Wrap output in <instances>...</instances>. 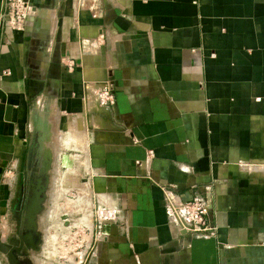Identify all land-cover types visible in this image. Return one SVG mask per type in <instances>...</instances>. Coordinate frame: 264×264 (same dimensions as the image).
<instances>
[{
  "label": "crops",
  "instance_id": "obj_1",
  "mask_svg": "<svg viewBox=\"0 0 264 264\" xmlns=\"http://www.w3.org/2000/svg\"><path fill=\"white\" fill-rule=\"evenodd\" d=\"M32 1L13 31L0 0V219L47 134L121 216L76 264H264V0ZM166 188L204 197L215 233L171 223Z\"/></svg>",
  "mask_w": 264,
  "mask_h": 264
},
{
  "label": "rangeland",
  "instance_id": "obj_2",
  "mask_svg": "<svg viewBox=\"0 0 264 264\" xmlns=\"http://www.w3.org/2000/svg\"><path fill=\"white\" fill-rule=\"evenodd\" d=\"M61 125L64 130L66 127L64 117ZM46 130L50 132L51 125ZM44 136L49 139L47 134ZM61 138L63 136L59 137L60 140H62ZM66 146L68 148L62 151V155H60V151L56 152V160L54 156L49 187L46 191L47 197L37 218V223H39V228L43 233V244L40 251L35 255V264H62L65 257L67 259L73 254V251H78V242H75V239L70 242L71 232L79 224L92 225L94 202L91 198L88 181L85 178L86 167L84 166L87 162L83 157L75 155L79 152L72 149L71 145L67 143ZM60 156L62 157L61 161ZM43 159V152H31L29 147L27 162L35 160L37 166L36 164L32 165L31 175L29 174L30 170L28 171L25 167V183H28V175H30V182L31 179H36L37 174L40 173ZM11 223H13L12 215L7 222L0 219V233L7 231L11 227ZM69 244L71 245L69 246ZM73 259L70 257L71 262L66 261L64 264H73ZM5 261L6 257L0 251V263L8 264Z\"/></svg>",
  "mask_w": 264,
  "mask_h": 264
},
{
  "label": "built area",
  "instance_id": "obj_3",
  "mask_svg": "<svg viewBox=\"0 0 264 264\" xmlns=\"http://www.w3.org/2000/svg\"><path fill=\"white\" fill-rule=\"evenodd\" d=\"M33 13L34 3L32 0H5L2 21L13 31H24ZM66 64L69 69H72L75 66V61L69 59ZM95 94L97 104L100 107L112 109L115 106L116 96L113 85L108 82H101L97 85ZM165 194L166 210L171 223L184 229L192 238H206L215 233L216 226L211 223L208 217L210 205L204 197L198 193H193L191 199L183 200L169 188L165 189ZM120 218L119 211L114 207L102 204L93 205L92 225L79 224L71 232L70 242L74 239L75 242H78V251H73V254L67 259L65 257L62 264L66 261L71 262L70 257L74 258L73 264H76L93 255L103 223L107 220Z\"/></svg>",
  "mask_w": 264,
  "mask_h": 264
},
{
  "label": "flooded vegetation",
  "instance_id": "obj_4",
  "mask_svg": "<svg viewBox=\"0 0 264 264\" xmlns=\"http://www.w3.org/2000/svg\"><path fill=\"white\" fill-rule=\"evenodd\" d=\"M34 161L26 162V169L30 170V175L33 170L32 165L36 164L37 166V162ZM30 175H28V183H25L24 177L19 182L12 205L13 223H11V227L0 233V239L6 248L5 252H1L6 257L5 262L8 264H35V255L40 251L43 244V233L39 228V223H37L38 220L34 226L27 212ZM21 197L23 198L21 207L16 209ZM0 264L4 263L1 262Z\"/></svg>",
  "mask_w": 264,
  "mask_h": 264
},
{
  "label": "water",
  "instance_id": "obj_5",
  "mask_svg": "<svg viewBox=\"0 0 264 264\" xmlns=\"http://www.w3.org/2000/svg\"><path fill=\"white\" fill-rule=\"evenodd\" d=\"M46 137L44 135H40L35 133L31 139L30 150L38 151V153L43 152V162L40 173L37 174L36 179H31L29 194H28V204H27V212L31 218L32 224L36 225V220L43 209V203L47 197V188L49 187L50 182V174L53 168L54 155L53 151L44 145L46 141ZM49 140V139H48ZM22 197L20 198V202L16 206V209H20ZM38 248V247H37ZM0 251L5 252L6 248L4 242L0 239Z\"/></svg>",
  "mask_w": 264,
  "mask_h": 264
},
{
  "label": "bare ground",
  "instance_id": "obj_6",
  "mask_svg": "<svg viewBox=\"0 0 264 264\" xmlns=\"http://www.w3.org/2000/svg\"><path fill=\"white\" fill-rule=\"evenodd\" d=\"M103 108V107H102Z\"/></svg>",
  "mask_w": 264,
  "mask_h": 264
}]
</instances>
